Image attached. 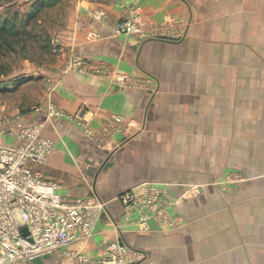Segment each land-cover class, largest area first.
Instances as JSON below:
<instances>
[{"label":"crops","instance_id":"crops-1","mask_svg":"<svg viewBox=\"0 0 264 264\" xmlns=\"http://www.w3.org/2000/svg\"><path fill=\"white\" fill-rule=\"evenodd\" d=\"M70 1L69 54L80 68L0 105L54 142L34 166L41 179L106 204L92 234L69 248L99 257L123 235L144 252L141 264H264V0ZM129 13L156 34L182 35L114 34L110 24ZM49 102L65 115L37 108ZM143 182L184 194L170 208L173 227L123 222L119 196ZM34 263L67 264L62 250Z\"/></svg>","mask_w":264,"mask_h":264},{"label":"built area","instance_id":"built-area-1","mask_svg":"<svg viewBox=\"0 0 264 264\" xmlns=\"http://www.w3.org/2000/svg\"><path fill=\"white\" fill-rule=\"evenodd\" d=\"M104 15L102 11L94 13L96 18ZM110 28L114 34L129 33L139 38L168 37L156 34L139 13L123 15ZM181 32L177 30L172 37L179 39ZM72 64L74 69L80 68L79 58H74ZM127 79L125 75L117 76L118 81ZM48 113L65 115L53 105ZM78 122L89 137L100 142V136L87 127L82 117ZM40 128L38 123L24 124L18 114L0 116V264H35V259L56 250L63 251L67 264H141L144 252L120 243L119 238L108 240L99 257L69 248L73 241L92 234L106 204L93 196H63L57 192L58 184L39 177L34 166L43 163L55 147L52 140L40 135ZM14 130L16 142L9 145L5 138ZM184 197L173 196L153 182L140 183L119 196L123 222L139 231L151 229L152 221L173 227L176 220L170 208Z\"/></svg>","mask_w":264,"mask_h":264},{"label":"rangeland","instance_id":"rangeland-1","mask_svg":"<svg viewBox=\"0 0 264 264\" xmlns=\"http://www.w3.org/2000/svg\"><path fill=\"white\" fill-rule=\"evenodd\" d=\"M73 8L70 0H0V83H10L0 84V105L14 106L34 96L42 78L50 82L54 73L74 69L75 57L69 54ZM52 105L37 108L56 115L48 113Z\"/></svg>","mask_w":264,"mask_h":264},{"label":"water","instance_id":"water-1","mask_svg":"<svg viewBox=\"0 0 264 264\" xmlns=\"http://www.w3.org/2000/svg\"><path fill=\"white\" fill-rule=\"evenodd\" d=\"M154 37L146 38V39H153ZM154 39H160V40H166V41H177L179 39L173 38V37H156ZM23 231H26L25 228H23ZM120 243L130 246L127 241L125 240L124 236L121 235L119 237ZM131 247V246H130ZM133 248V247H132Z\"/></svg>","mask_w":264,"mask_h":264},{"label":"trees","instance_id":"trees-1","mask_svg":"<svg viewBox=\"0 0 264 264\" xmlns=\"http://www.w3.org/2000/svg\"><path fill=\"white\" fill-rule=\"evenodd\" d=\"M41 1H42V0H41ZM0 39H4V38L0 35ZM0 84H3V85L6 84L4 87H9L8 85H9L10 83H9V82H1ZM15 84H16V81L14 80V81L11 83V85H13V86H12L13 89H14V87L16 86ZM12 88H11V89H12Z\"/></svg>","mask_w":264,"mask_h":264}]
</instances>
